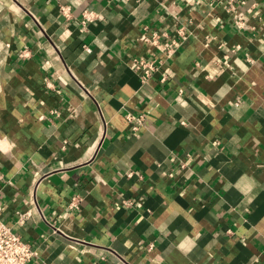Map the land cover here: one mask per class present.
I'll list each match as a JSON object with an SVG mask.
<instances>
[{
  "label": "crops",
  "instance_id": "1",
  "mask_svg": "<svg viewBox=\"0 0 264 264\" xmlns=\"http://www.w3.org/2000/svg\"><path fill=\"white\" fill-rule=\"evenodd\" d=\"M233 1L243 26L228 0H0V219L25 264H264V0ZM144 25L185 28L164 82L133 68Z\"/></svg>",
  "mask_w": 264,
  "mask_h": 264
},
{
  "label": "built area",
  "instance_id": "2",
  "mask_svg": "<svg viewBox=\"0 0 264 264\" xmlns=\"http://www.w3.org/2000/svg\"><path fill=\"white\" fill-rule=\"evenodd\" d=\"M228 10L231 12L234 22L243 26L245 16L237 9L233 0L227 2ZM60 13L66 18L71 16L68 5H59ZM98 14L93 10H84L81 15V23L85 25L97 18ZM176 34L169 37L168 34L156 28H149L147 25L138 37V40L151 48V53L137 56L133 59V68L140 76L141 81H146L154 73H160V81L166 80V74L162 70L165 61L173 55L176 47L185 36L184 26L175 28ZM142 120V115L129 114L128 121L132 130L136 131ZM35 255L31 245L22 239L11 227L0 219V264H25Z\"/></svg>",
  "mask_w": 264,
  "mask_h": 264
}]
</instances>
